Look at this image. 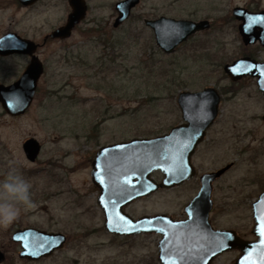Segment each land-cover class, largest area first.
Here are the masks:
<instances>
[{
	"label": "rangeland",
	"instance_id": "rangeland-1",
	"mask_svg": "<svg viewBox=\"0 0 264 264\" xmlns=\"http://www.w3.org/2000/svg\"><path fill=\"white\" fill-rule=\"evenodd\" d=\"M116 1L92 0L88 17L70 38L40 52L47 69L26 114L9 116L0 104V183L15 169L31 183L36 205L22 210L7 229L0 227L3 264H156L155 237L115 239L104 231L90 162L101 145L168 133L183 121L179 94L206 88L219 90L223 103L196 165L203 172L234 163L217 183L216 226L253 236L252 205L264 192V98L253 81L231 83L224 67L244 50L238 23L229 15L247 4L264 8V0H143L127 22L114 28ZM4 8L0 38L29 23L40 36L64 25L70 12L65 0L30 15L12 4ZM160 16L208 19L214 27L167 55L143 22ZM16 62L0 58V80L17 78ZM30 138L42 146L35 163L23 151ZM192 188L158 193L132 211L179 213ZM28 227L67 234L69 242L50 258L22 260L12 235ZM235 258L229 253L214 264H235Z\"/></svg>",
	"mask_w": 264,
	"mask_h": 264
},
{
	"label": "water",
	"instance_id": "water-1",
	"mask_svg": "<svg viewBox=\"0 0 264 264\" xmlns=\"http://www.w3.org/2000/svg\"><path fill=\"white\" fill-rule=\"evenodd\" d=\"M24 4L36 0H21ZM71 7L66 22L51 35L53 39H69L77 26L86 18L87 0H68ZM140 0H124L116 5L118 17L113 27L126 22ZM235 17L242 21L240 33L246 45L260 40L264 45V12L249 13L242 8L234 10ZM154 33L156 45L167 55L198 32L208 30L207 20L194 22L161 17L146 20ZM260 30V31H259ZM14 35L0 40V53L15 52ZM224 72L232 81L245 77L259 79L264 91V63L242 58L227 64ZM44 73L41 61L34 57L22 78L11 86L0 84V103L11 116L26 113L34 100L38 82ZM220 95L214 88L199 92H182L178 105L182 112L183 124L173 127L168 134L152 138H134L129 142L105 147L98 153L94 162L93 182L102 189L100 205L105 216L106 229L118 235L157 233L164 235L160 242L162 264H210L220 254L238 250L241 255L235 264H264V193L253 204L255 240H246L234 230H214L208 220L213 207L212 183L231 168L227 166L219 172L202 178L200 194L186 211L189 220L173 221L166 215L143 217L133 220L123 208L135 200L149 196L162 188H174L194 175L192 156L206 131L212 126L219 113ZM29 160L36 161L42 150L41 144L30 138L24 144ZM102 160L107 161L103 164ZM102 164L108 169L103 178H98L96 170ZM162 171L165 179L156 183L150 176ZM13 241L20 243V258L31 261L51 256L66 243L61 233H49L35 228L18 230ZM5 254L0 250V262Z\"/></svg>",
	"mask_w": 264,
	"mask_h": 264
},
{
	"label": "flooded vegetation",
	"instance_id": "flooded-vegetation-1",
	"mask_svg": "<svg viewBox=\"0 0 264 264\" xmlns=\"http://www.w3.org/2000/svg\"><path fill=\"white\" fill-rule=\"evenodd\" d=\"M68 4V7L70 8V12L68 13V16L69 14L71 13V7L69 5V2L68 0H65ZM92 0H87V6H88V11H87V16L86 18L88 17L89 15V12H90V2ZM121 1H124V0H117L115 3H114V10H115V15H113L112 19L115 20L117 19L118 17V12L116 10V5L117 3L121 2ZM143 0H140V3L132 10L131 12V15L129 17V19L132 17L133 15V12L137 9V7L141 4ZM13 5L16 9L18 8V11H19V8L21 10H24L26 14H31L33 12H38L39 9H44V12L45 11H48L49 8H51L53 5H54V0H36V1H31L29 2L28 4H24V2H22L21 0H0V11H3L5 8V6H10V5ZM236 8H242L244 10H246L247 12L249 13H252V14H255V13H260V12H264V8L263 7H260L259 8H256L254 9L253 6L251 5H246V6H238V7H235L233 9V12H232V15L230 14L229 15V21H232V23L234 22H237L238 23V34H239V37H240V40H241V43H242V48L244 49L243 50V53H242V57L239 58V59H242V58H249V59H252V60H255L257 62H261V63H264V59L259 55V54H262L264 53V45L263 43L258 40L257 42L253 43V44H248L246 45L244 40H243V37L240 33V25L242 24V21L238 20L235 15H234V10ZM24 14V13H23ZM22 14V16H23ZM21 16V17H22ZM25 16H28V15H25ZM67 16V18H68ZM161 17H166V16H160L158 18L156 17H152V18H147V19H143V22L145 24V21L146 20H157ZM85 18V20H86ZM168 18V17H167ZM171 18V17H170ZM128 19V20H129ZM172 19H176V18H172ZM21 20H24V19H21ZM67 20V19H66ZM84 20V21H85ZM127 20V21H128ZM177 20H189V21H194V22H200V21H204V20H207L210 22V28L208 30H204V31H201V32H198L197 34L191 36L186 42L180 44L177 48H176V51L186 45L187 43H189V41L195 39V37L199 34H202L204 32H207V31H210V29L212 28V26L214 25V23L208 19H201V20H192V19H177ZM126 21V22H127ZM228 21V22H229ZM18 23H20V21H17ZM125 23V22H124ZM22 24V23H21ZM30 26H26L24 27L23 29L21 30H17V32H9L7 33L6 35H4L3 37L0 38V40L8 35H14L15 37V43H16V48H15V52H10L9 54H1L0 53V58L1 59H11V58H15L18 62H16V65L18 67L17 69V72L19 71L18 73V76L17 78L13 81V82H8L7 78H4V79H1L0 80V84L1 85H5V86H11L13 85L14 83H16L18 80H20L22 78V76L24 75V73L27 71V69L29 68V66L31 65L32 61H33V58L34 57H37L42 65H43V68H44V73L43 75L41 76L39 82H38V86H37V89H36V93H35V96H34V100L36 99L38 93H39V89H40V85H41V81H42V78L45 76V73H46V69H47V64L44 63V61L41 59L40 57V52L45 49V48H50L51 45L54 44L55 41H59V42H64L68 39H65V40H60V39H53L51 37V35L54 33V31L61 27H57L56 29H51V31H47L46 33L42 34V35H38V31H35V29L37 30V27L35 28L34 26H32L31 23H29ZM145 26L149 29V31L151 32V34L153 35L154 37V40H155V36H154V33H153V30L147 26L145 24ZM214 27V26H213ZM33 28V29H32ZM260 31V30H259ZM40 40H42L40 42ZM155 44H156V40H155ZM157 46V45H156ZM158 47V46H157ZM158 49L163 52L159 47ZM175 51V52H176ZM174 52V53H175ZM164 53V52H163ZM165 54V53H164ZM237 59V60H239ZM236 61V60H235ZM234 62V61H233ZM232 62V63H233ZM231 64V63H230ZM227 65V64H226ZM4 69V68H3ZM228 77V76H227ZM229 79V78H228ZM231 81V83L233 84H239L240 82H245V81H253L256 85H257V88L260 92V94L262 95V97L264 98V91L260 89V86L258 84V81L259 79L257 78H251V77H245L239 81H232L231 79H229ZM218 93H220V91L218 90ZM220 104H219V109H220V106L221 104L223 103V95L220 93ZM33 100V102H34ZM32 102V104H33ZM1 104V103H0ZM31 104V105H32ZM30 105V107H31ZM1 107L3 109V111L5 112V114L9 115L3 108L2 104H1ZM29 107V108H30ZM28 108V109H29ZM28 111V110H27ZM26 111V112H27ZM220 112V111H219ZM26 114V113H25ZM182 114V112H181ZM24 115V114H23ZM21 115V116H23ZM219 115V114H218ZM11 116V115H9ZM12 117H20V116H12ZM263 120H264V116H263ZM216 121L217 119L215 120L214 124H216ZM183 124V121L182 123H180L179 125ZM214 124L206 131V135L204 137V139L202 140V142H200V144H198L193 156H192V160H191V164H192V167H193V170H194V175L188 179L187 181H185L184 183H182L181 185L179 186H176L174 188H162V189H159L158 191L154 192L153 194L149 195V196H145V197H142V198H139L137 200H135L134 202L126 205L124 208H123V211L124 213H126L127 215H129L133 220L135 221H138L139 219L143 218V217H146V216H149V217H153V216H157V215H166V216H169L170 218H172L173 221H176V222H183V221H187L189 220V215L186 211V208L188 205H190V203L195 200L197 198V196L200 194V191L202 189V178L207 175V174H212V173H216V172H219L221 171L222 169H225L227 166H230L231 165V168L234 167V163H230V164H227L221 168H218L216 170H213V171H201L198 166L196 165V156L199 152V150L201 149V146L206 143V139H207V135L209 133V131L212 129V127L214 126ZM178 126V125H176ZM172 129V128H171ZM170 129V130H171ZM170 132V131H169ZM168 132V133H169ZM168 133H164V134H161V135H165V134H168ZM133 139V138H132ZM131 139V140H132ZM28 140V139H27ZM26 140V141H27ZM25 141V142H26ZM130 140H127V141H121V142H113V143H108V144H105V145H101L98 150L94 151L93 153V157L91 159V162H90V168H91V171H90V174H91V182H92V189L94 190V194L96 193V199H97V205H98V209L100 210L102 216H103V229L104 231L106 232V234H108L109 236L113 237V238H118V239H129V240H133V239H138V238H150L151 236L155 237L156 238V248H157V255H156V258H155V263L156 264H162L161 261H160V242L164 239V235L162 234H157V233H153V234H150V233H139V234H136V235H118V234H113L111 232H109L106 227H105V222H106V216H105V213H104V210L102 208V206L100 205V198H101V195H102V189L100 187H98L94 182H93V173L95 171L94 169V162H95V159L98 155V153L100 152L101 149L105 148V147H109V146H112V145H115V144H118V143H124V142H129ZM25 142L23 143V151H24V154H25V157L26 159L31 162V163H35L38 158L36 159V161L32 162L31 160H29L28 156L26 155V152L24 150V144ZM103 164H105V162L107 163V161L105 160H102ZM227 170L226 172H224L223 174H221V176H219L218 178H216L213 183H212V187H213V190H212V202H213V207L209 213V217H208V220H209V223L211 225V227L214 229V230H232V229H227V228H222V227H219V226H216V223L215 222V216H214V211L216 210V198L214 197V194H215V191L217 189V183L227 174L228 171ZM106 171H108V169H106L105 166H103L102 164H100L96 170V174L98 176V178H103L104 175L106 174ZM156 183L160 184L163 182V180L165 179V174L162 172V171H156L154 172L151 176H150ZM192 185L193 188H192V193L190 195V197L188 198V200L186 201V203L184 204L183 208L181 209V212L179 213H176V214H173V213H170V212H160V213H155V214H137L135 212L132 211V207L137 204L138 202H141V201H144V200H147L149 198H151V196L153 195H156L158 193H162V192H165V191H172V190H177V189H182L184 187H186L187 185ZM264 193V192H262ZM261 193V194H262ZM260 194V195H261ZM259 198V197H258ZM254 204V203H253ZM252 210H253V205H252ZM253 221H254V216H253ZM254 226H255V222H254ZM254 226H253V229H254ZM28 228H32V227H28ZM24 229H27V228H23V229H16L13 233V235L15 234L16 231L18 230H24ZM36 229V228H35ZM253 229L251 231V233L253 232ZM40 230V229H39ZM44 231V230H43ZM235 231V230H234ZM48 232V231H46ZM237 232V231H236ZM49 233H61V232H49ZM238 233V232H237ZM63 234L65 237H66V243L64 245V247L68 244L69 242V238L70 236H68L67 234H64V233H61ZM253 234V233H252ZM13 235H12V241H13ZM238 235L246 240H250V241H253L256 239V237L253 235L252 238H247V236H242L238 233ZM14 242V241H13ZM15 244H17L19 246V249H20V252H19V258H20V253H21V247H20V243H16L14 242ZM63 247V248H64ZM1 250V249H0ZM2 251V250H1ZM61 251L60 250H57L55 251L51 256L55 255L57 252ZM4 254H5V260L3 262H0V264H3L5 261H6V253L4 251H2ZM229 253H235L236 254V258H235V261L239 258V256L241 255V252L238 251V250H233V251H228V252H225V253H222L220 254L217 258H215L213 261H211L210 264H214V262L225 256L226 254H229ZM49 256V258L51 257ZM22 259V258H20ZM42 259H45V258H42ZM40 259V260H42ZM22 260H27L29 262H38L40 260H35V261H31V260H28V259H22ZM11 264H14V263H11Z\"/></svg>",
	"mask_w": 264,
	"mask_h": 264
},
{
	"label": "clouds",
	"instance_id": "clouds-1",
	"mask_svg": "<svg viewBox=\"0 0 264 264\" xmlns=\"http://www.w3.org/2000/svg\"><path fill=\"white\" fill-rule=\"evenodd\" d=\"M31 183L13 169L0 183V227L7 229L22 210L36 207L32 200Z\"/></svg>",
	"mask_w": 264,
	"mask_h": 264
}]
</instances>
